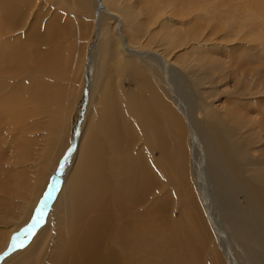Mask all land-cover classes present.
I'll use <instances>...</instances> for the list:
<instances>
[{
    "label": "bare ground",
    "instance_id": "6f19581e",
    "mask_svg": "<svg viewBox=\"0 0 264 264\" xmlns=\"http://www.w3.org/2000/svg\"><path fill=\"white\" fill-rule=\"evenodd\" d=\"M33 1H26L27 7L21 11L16 8L19 0H0V141L9 148V154L16 152L21 163L27 161L29 152H31L30 146L33 140L30 133L36 131L42 137L46 135L41 133L42 127H33L28 124L30 117H36L31 115L33 104L46 103L49 100V97L44 96L41 91L44 83L38 80L36 72L59 74L57 64L62 61L58 57L47 61L39 54L33 56L32 59L29 57L28 60L31 59V61L28 65L26 57H22L25 48L17 44L21 40L20 37H30L37 33L40 26L45 25V10L42 7L31 9V6L34 5ZM119 1L76 0L79 9L77 12H73V15L77 17L79 12L81 15L83 14L82 18L85 20L92 16V22L85 23L83 27L91 34L88 41L83 43L85 59L83 58L80 99L73 104V106L81 108V116H79V121H75L72 126L73 134L70 136V141L65 142L57 152L59 154L53 163L49 182L46 179L47 174L43 171L46 162H39L35 168L33 180L26 186L25 191L17 184L15 185L18 189L15 188V185L3 189L0 185V192L4 190L6 194L12 195L13 199L22 201V211H27V207L24 208L23 203L36 205L38 192L39 194L42 192L36 212L26 221L25 225L7 238L3 250L0 252V264L10 263L13 259L12 255H4V252L12 248L13 252L19 245L32 238L36 233V227L39 229L41 224L46 222L48 215L51 216L50 219H52L54 227L64 218L67 222L77 221L78 216L85 213L82 211L83 209L88 210L98 202L101 193L98 184L103 179V173L100 165L96 162L86 161L64 191L60 185L64 181L63 173L71 161L72 153L75 147L81 143L80 120L84 118L86 110L94 104V99L98 98L99 101L109 102L110 95L118 89L116 97L126 101L124 86L122 83L120 84L123 73L146 80V88L154 101L151 117L147 115L142 119L144 128L141 134L147 132L150 140L144 146L143 143H140L141 149H146L152 163L147 167L142 166L140 162V165L137 162L134 163V169L138 174L135 184L139 187L146 185L150 181L152 173L158 169V166L155 165L156 161L150 155L153 146L158 147V155L165 153L166 150L170 151L168 140L177 135L176 156L182 160L181 173L185 177L188 174L189 176L193 175L191 182L195 190L194 196H197L195 201L191 196L187 198V201L194 210H198L204 215L210 227L211 233L209 234L206 229L202 230L203 225L196 218V222L199 223L197 232L204 246L210 242L209 236H212L213 246L219 251L218 254L214 250L213 256L219 264H247L246 262L264 264V108H261L259 103H256L257 106L248 103L251 100V95L264 96V70L262 67H245L242 65V61H238L232 68V73L234 74L233 78H244L243 82L245 78L248 79L247 82L245 81L248 87L245 86L239 93L240 96L245 97L246 102L238 105L235 101L223 100L225 105L221 109V114L218 115L207 101L202 109L199 107L195 110V94L185 91L184 87L179 86V79L174 78L179 69L176 64H180L182 68H187L190 72L200 76L199 84L201 86L207 81L211 83L212 78L208 71L211 64L206 61L201 62L199 59L189 60V58L179 60L175 64V61L169 58L173 51L170 52L169 47L180 48L182 45L188 44L189 41L199 42L213 35L218 36L217 38L224 40L225 43L230 40H238L242 26L239 24L231 26L229 20L234 19V12L240 13L243 10L232 7L230 0H176V5L188 11L186 15L192 14L195 20L209 26L210 31L203 34L201 31H197L199 27L196 26L195 31H188L187 35H179L180 37L173 39L172 43H167L161 54L156 49L142 51L137 49L142 34L137 31L138 29L134 30L133 26H136L138 21L130 13L132 8L123 2L116 4ZM135 2L137 5L144 2L145 14L150 16L147 19L154 17L155 24L158 23V15L162 12L160 9L158 14L156 6L158 0H136ZM212 2H214L213 10H217V13L220 11V5L228 6L227 9L224 8L228 12H220L225 15L224 17L219 16L217 19L215 16L214 19H209L200 13L203 3L209 6ZM121 6H125V8L122 9ZM247 11L249 9H246ZM110 20L115 23L113 28L108 26ZM210 21L213 23L210 24ZM19 26L25 27V31L20 33L18 38V33L15 35L14 31L17 28L21 29ZM136 34L139 36L138 38ZM164 36L166 40L172 37L168 33H164ZM36 38L39 40L34 42L32 51L39 49L43 53L45 51L43 45L45 47L50 42H47L46 39L51 40V35L44 34ZM151 38L152 36H149L145 40L149 41ZM111 45L116 47L120 66L119 70H116L114 79L109 76V79L106 80L102 74L95 76L94 61L97 58H94L93 64H90L91 56L89 53L87 56L86 52L92 48H96V51L99 52L100 49L108 50ZM232 55L241 58L239 53L234 52L230 57ZM134 59L144 64L136 63ZM214 62L217 61L214 60ZM147 69L153 70L154 74H145ZM32 71H34L33 74ZM84 75L85 77H83ZM222 78L225 79V76ZM153 82L156 86H160L161 90L157 89ZM214 84L218 86L219 80H216ZM142 87L143 85L139 86V88ZM214 91H217L218 97L223 93L219 88L209 89L207 97L210 98V94ZM55 97L57 96L54 95V100L48 103L50 107L56 103ZM141 97L140 93L136 94L134 96L135 103L127 104L126 111L122 115L112 110L111 115H99L97 119L99 126L103 123L106 125L108 135L112 138L116 135L119 136L117 140L119 146H124L129 142L125 135L123 136L120 117H123L127 110H131V106L136 105L139 108V106L146 105L144 101H141ZM162 97L169 101H163ZM27 104H32L29 114L26 109ZM222 113H224L223 116ZM254 113L255 117L252 115ZM61 115L60 109L52 111L51 123H59ZM215 118L217 124L214 123ZM162 125L166 127L163 130L165 134L163 139ZM186 131L190 133L189 138ZM59 132L61 131L59 130ZM57 133L55 132L54 135ZM39 144L40 142H37L35 146ZM49 146L50 144H42L39 148L44 153ZM6 160L4 161L3 155H0V176L4 175L5 169L10 167L8 163H5ZM48 165L49 163L46 164V167ZM10 176L20 178L22 175L13 176L10 172ZM25 181L22 179L18 183ZM58 190H60V194L56 197ZM68 197L71 198L73 204L70 203L62 207ZM198 203L199 207L196 205ZM73 209L76 215H72ZM59 228L63 229L62 226ZM67 228L69 227L67 226ZM90 228H92L93 236L84 233L77 239L78 250L85 253L80 264H113L114 261L110 255L106 259L100 257L98 245L96 246L94 241V232L100 231V223L95 227L90 225ZM50 234L53 235L51 232ZM64 234L68 236L67 232ZM145 236L143 231L141 243L135 245L137 249L148 250ZM191 251H194L193 247ZM174 252L176 253L173 257L164 252L159 254L158 258L161 264H196L189 260L187 252L178 250ZM75 253L80 258V255ZM118 253L122 264L129 263L135 258L130 257L131 247L126 245H121ZM47 255L48 258L51 257L50 253ZM137 256L139 259H145L149 253H140ZM20 263L19 260L16 262V264ZM34 264L41 263L35 259Z\"/></svg>",
    "mask_w": 264,
    "mask_h": 264
},
{
    "label": "rangeland",
    "instance_id": "374dc122",
    "mask_svg": "<svg viewBox=\"0 0 264 264\" xmlns=\"http://www.w3.org/2000/svg\"><path fill=\"white\" fill-rule=\"evenodd\" d=\"M26 1L31 2L32 0H19L16 8L21 11L25 9L27 7ZM135 1L120 0L116 4L123 2L132 8L130 13L138 21L136 26H133L134 30L138 29L137 31L142 34L139 43L142 45L138 44L139 47L137 48L140 51L156 49L158 53L162 54L167 43H172L173 39L180 37L179 35H187L188 31H195L196 26L199 27L197 31H201L203 34L210 31L209 26L195 20L192 14L186 15L188 11L176 5V0H158L157 4L155 3L158 7V14L162 10L161 14L158 15L157 24H155L154 17L147 19L150 16L145 14L144 2L137 5ZM33 2L34 5L31 6V9L42 7L45 10V25L40 26L37 33L30 37L19 36L25 31V27L19 26L22 30L17 28L18 30L14 31V34L17 35L18 33V38H21L17 44L25 48L22 57H26L28 65L32 57L39 54L47 61L57 57L58 59L61 58L62 61L57 64L59 74L35 71L38 80L44 83L41 91L44 96L49 97V100L46 103L33 104L31 115L36 117H30V123L28 124L33 127H42L41 133L46 135L42 137L36 131L30 133L33 142L30 146L31 152H29L27 161L21 163L22 161L18 158L16 152H10L9 154V148L0 141V150H2L0 155H3L4 161L7 159L5 163L10 166L5 169L4 175L0 176V185L3 189L17 184L25 191L26 186L33 180L35 168L39 162L49 163L48 167H46V164L43 167V171L47 174L46 179L49 182L53 163L59 154L57 152L65 142L70 141V136L73 134L72 126L75 121H79V116H81V108L73 106V104L80 99L82 66L85 59L83 43L88 41L91 34L83 27L85 23L92 22V16L88 20L83 19V14L81 15L79 12L77 17L74 16L73 12H77L79 9L76 0H34ZM229 2L235 9L243 10L240 13L234 12V19L229 20L231 26L235 24L242 26L238 40H230L225 43L224 40L213 35L203 41H189L188 44L182 45L180 48L169 47L170 52L173 50L169 58L174 60L175 64L179 60H186L187 58L189 60L199 59L201 62L206 61L211 64L208 70L212 78L211 83L207 81L201 86L199 84L200 76L190 72L187 68H182L180 64H176L179 69L174 78L179 79V86L184 87L185 91L195 94V110L199 107L202 109L205 101H207L218 115L225 105L223 100L235 101L238 105L246 102L245 97L240 96L239 93L247 86L248 79L245 78L243 82L244 78H233L234 74L232 73V68L238 61H242V65L245 67H262L264 70V0H230ZM210 5H204L203 3L200 13L204 14V17L206 15L207 18L214 19L216 16L218 19L219 16H225L220 12H228L225 10L228 6L220 5V11L217 13V10H213L214 2ZM156 6L152 7L155 8ZM120 8L123 9L125 6ZM109 9L111 10L110 7ZM246 9H249V11L246 12ZM212 13L213 15L210 16ZM195 16L197 15L195 14ZM108 23V26L114 27L115 23L112 20ZM212 23L213 21H210V24ZM164 33L171 34L172 37L166 40ZM44 34L51 35V40L46 39L47 42H50L45 47L43 45L46 52L41 53L39 49L32 51L34 42L39 40L36 37ZM149 36H152L151 40L146 41L145 39ZM136 37L139 36L136 34ZM95 43L97 45L98 41ZM232 44L236 45L231 46ZM100 50L99 52L96 51V48H92L86 52L87 56L89 54L91 56L90 64H93V59L97 58L94 61V74L95 76L102 74L106 80L109 79V76L114 79L116 70H119L120 66L116 47L111 45L108 50ZM234 52L239 53L241 58L235 55L230 57ZM29 57H31L30 60H28ZM214 60L217 62H214ZM134 61L136 60L134 59ZM136 63L144 64L140 61H136ZM84 72L83 67V74ZM31 73L33 74L34 71ZM145 74L154 73L153 70L147 69ZM224 76L225 79L222 78ZM216 80H219L218 86L214 84ZM121 83L124 86L126 101L119 100L116 97L118 89L110 95L109 102L99 101L98 98H95L94 104L86 110L84 118L80 120L81 143L78 147H75L71 161L63 173L64 181L60 185L64 191L86 161L96 162L100 165L103 173V179L98 184L101 191L98 202L88 210L83 209L82 211L85 213L78 216L77 221L67 222L64 218L54 227L52 226V219H50L51 216L48 215L46 222L41 224L39 229L36 227V233L33 234L32 238L19 245L13 252V248L4 252V255H12L13 259L11 258L9 264H16L18 260L21 262L20 264H34L35 259L39 260L41 264H80L82 258L85 257V253L78 250L77 239L84 233L93 236L90 225L95 227L99 223L100 231L98 233L94 232L95 244L98 245L100 257L106 259L110 255L114 261L113 264H122L118 253L121 245L131 247L130 257H135L126 264H161L158 258L159 254L164 252L173 257L176 250L187 252L189 260L196 264H219L213 256L215 254L214 250L219 254V251L213 246V237L209 236L210 242L204 246L197 232L199 223L196 222V218L203 225L202 230L206 229L209 234L211 233L209 223L204 215L199 213L198 210H194L187 201L190 196L195 201L197 196H194L195 190L191 182L193 175L189 176L188 174L187 178L181 173L182 160L176 156L177 135L170 137L168 140L170 151L166 150L165 153L158 155V147L153 146L150 155L156 161L155 165L158 166V169L152 173L151 179L146 185L139 187L135 184L138 174L134 169V163L140 162L145 167L152 163L148 152L145 148L144 150L141 149L140 143H143L144 146L150 140L147 132L141 134L144 128L142 119L147 115L151 117L154 101L146 88V80L142 77L129 76L123 73ZM140 85H143V87L139 88ZM155 87L161 90L160 86L155 85ZM216 88L222 90V95L218 97L217 91H214L210 94V98L207 97L209 95L207 91ZM138 93L142 95L141 101H144L146 105L139 106V108L136 105L131 106V110H127L123 117H120L123 136L125 135L129 142L124 146H119L117 142L119 136L116 135L112 138L108 135L106 125L103 123L99 126L97 119L99 115H111L112 110L122 115L126 111L127 104L135 103L134 96ZM54 95L57 96L55 97L56 103L50 107L48 103L54 100ZM162 100L169 101L163 97ZM248 103L253 106H257L256 103H259L261 108H264V96L251 95V100ZM31 105H26L28 114ZM57 109L62 112L59 123H51L52 111ZM252 115L255 117L256 114ZM215 120L214 123L217 124V119L215 118ZM116 127L118 126L116 125ZM165 128L162 125V139L165 135L163 133ZM55 132L58 133L54 135ZM186 132L189 138L190 133ZM37 142H40V144L35 146ZM42 144H50L44 153L39 148ZM184 155L187 154L184 153ZM10 172L13 176H22L13 178L10 176ZM22 179L26 181L18 183ZM15 188H17L16 185ZM41 194L42 192L40 194L38 192L36 205L23 203L24 208L27 207V211H22V201L13 199L14 197L6 194L4 190L0 192V252L4 248L7 238L25 225L26 221L36 212ZM59 194L60 190L57 191L56 197ZM70 203L73 204L71 198L68 197L62 207ZM196 205L200 206L199 203ZM71 213L72 215L75 214L74 209ZM59 226H62L63 229ZM143 231L146 234L147 251L139 250L135 246L137 243H141ZM65 232L68 233V236H65ZM192 247L194 248L193 252L191 251ZM75 252L80 255V258ZM47 253L51 254L50 258H48ZM140 253H149V256L145 259H139L137 255ZM250 264L252 263L250 262Z\"/></svg>",
    "mask_w": 264,
    "mask_h": 264
}]
</instances>
